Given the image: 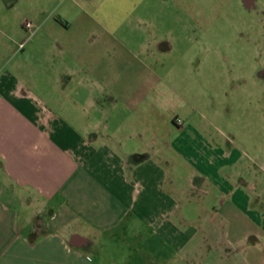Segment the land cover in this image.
<instances>
[{"label":"crops","instance_id":"obj_1","mask_svg":"<svg viewBox=\"0 0 264 264\" xmlns=\"http://www.w3.org/2000/svg\"><path fill=\"white\" fill-rule=\"evenodd\" d=\"M142 3L69 0L65 10L53 7L56 14L46 6L27 46L1 43L0 65L7 67L0 74V264H93L88 252L103 246L98 236L131 219L176 247L198 232L199 240L211 238L204 228L180 223L186 206L177 200L189 193L175 187L173 168L189 164L197 181L190 188L207 194V186L227 184L219 206L199 211L218 217L213 237L219 252L228 251L218 264H264L261 177L249 194L246 170L243 177L220 175L235 163L227 152L212 147L208 157L189 159L190 123L174 119L166 136L153 127L148 44L130 51L120 43L119 11ZM35 56L48 77L36 85L42 102L18 78L20 63Z\"/></svg>","mask_w":264,"mask_h":264},{"label":"rangeland","instance_id":"obj_2","mask_svg":"<svg viewBox=\"0 0 264 264\" xmlns=\"http://www.w3.org/2000/svg\"><path fill=\"white\" fill-rule=\"evenodd\" d=\"M68 1L0 0V45L8 41L16 48L27 37L23 26L26 20L34 23L46 6L48 12L58 13L57 7L53 8L57 3L65 10ZM119 13L123 16L120 43L124 49L138 51L141 41L149 45V117L155 120V130L166 136L174 119L187 121L194 128L185 138L189 159L201 153L208 157L212 147L227 152L235 163L222 167L220 175L227 178L230 173H238L243 177L246 170V175H251L249 194H254L260 177L264 185V0H143L139 6L125 5ZM20 65V83L42 102L36 86L40 77L48 78L42 76V57L35 56ZM5 67L0 65V74ZM123 123L127 125V121ZM171 154L174 161L177 157ZM193 168L190 164L173 168L175 187L189 193L188 198L177 200L186 206L180 223L183 227L204 228L203 234L208 232L211 238L199 240L198 232L185 247H176L154 236L146 224L131 219L127 226L98 236L103 246L89 247L92 263L225 261L227 248L220 246L218 251L212 231L218 217L199 211L210 212L212 206H219L226 197L227 184L217 190L207 186V194L190 188L195 180ZM179 219L171 216L175 223Z\"/></svg>","mask_w":264,"mask_h":264},{"label":"built area","instance_id":"obj_3","mask_svg":"<svg viewBox=\"0 0 264 264\" xmlns=\"http://www.w3.org/2000/svg\"><path fill=\"white\" fill-rule=\"evenodd\" d=\"M23 26H24V29L27 32V37H26V39L24 41H22V42H20L18 44L19 48H22L24 46L25 42L30 38V36L33 34V31H34V26H33L32 22L29 21V20H26L23 23ZM179 122H180V120H179Z\"/></svg>","mask_w":264,"mask_h":264},{"label":"flooded vegetation","instance_id":"obj_4","mask_svg":"<svg viewBox=\"0 0 264 264\" xmlns=\"http://www.w3.org/2000/svg\"><path fill=\"white\" fill-rule=\"evenodd\" d=\"M249 2H250V0H249Z\"/></svg>","mask_w":264,"mask_h":264}]
</instances>
